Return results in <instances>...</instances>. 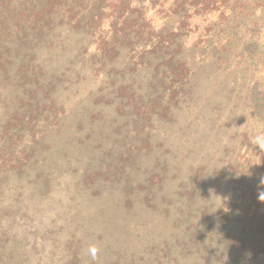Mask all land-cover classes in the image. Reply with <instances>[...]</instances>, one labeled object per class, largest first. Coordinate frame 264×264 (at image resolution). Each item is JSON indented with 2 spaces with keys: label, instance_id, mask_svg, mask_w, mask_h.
I'll return each instance as SVG.
<instances>
[{
  "label": "rangeland",
  "instance_id": "374dc122",
  "mask_svg": "<svg viewBox=\"0 0 264 264\" xmlns=\"http://www.w3.org/2000/svg\"><path fill=\"white\" fill-rule=\"evenodd\" d=\"M192 30L189 44L199 35ZM215 41L194 65L191 114L184 108L164 128L144 125L156 146L150 154L130 160L132 143L123 137L139 129L129 132L121 106L98 96L90 78L78 92L58 91L56 124L33 120L31 129L0 134V171L13 166L0 172V264H163L165 256V264H198L196 254H179L193 244L176 219L191 192L211 211L207 252L237 230L228 215L253 205L242 203L234 182L264 177V36L235 71L219 66ZM11 108L0 107V118ZM160 161L167 171L154 169ZM119 162L123 173L110 183L106 169ZM156 172L161 179L149 182ZM247 196L254 200L253 191ZM218 213L225 221L217 226Z\"/></svg>",
  "mask_w": 264,
  "mask_h": 264
},
{
  "label": "trees",
  "instance_id": "16d2710c",
  "mask_svg": "<svg viewBox=\"0 0 264 264\" xmlns=\"http://www.w3.org/2000/svg\"><path fill=\"white\" fill-rule=\"evenodd\" d=\"M192 28L199 35L189 44ZM263 28L264 0H0V107H12L0 118V134L31 129L33 120L56 124L63 115L58 91L78 92L90 78L89 83L100 84L98 96L121 106L125 127L139 129L123 137L132 143L130 160L150 154L156 146L145 137L144 125L164 128L184 108L191 114V104L198 102L192 91L194 65L211 50V39H217L219 66L243 70L246 53L260 49ZM160 163L154 169L167 171ZM2 166V174L13 169ZM122 167L120 162L108 166L113 179L108 182L119 179ZM261 178L234 182L233 191L253 209L228 215L237 230L215 239L212 252L203 248L211 241V211L197 204L203 200L197 201L199 192L189 193L176 219L194 245L183 246L179 254H196L198 264H264ZM158 179L156 172L149 182ZM250 191L254 200L247 196ZM213 219L218 226L223 216Z\"/></svg>",
  "mask_w": 264,
  "mask_h": 264
},
{
  "label": "clouds",
  "instance_id": "9594fccd",
  "mask_svg": "<svg viewBox=\"0 0 264 264\" xmlns=\"http://www.w3.org/2000/svg\"><path fill=\"white\" fill-rule=\"evenodd\" d=\"M260 139H261L262 141H264V137H261ZM260 183H261V184H264V177H262V178L260 179ZM258 198H259V200L264 201V192H260L259 195H258ZM91 252H92L93 256H95V254H96V252H97V249H96L95 247H93V248L91 249Z\"/></svg>",
  "mask_w": 264,
  "mask_h": 264
}]
</instances>
